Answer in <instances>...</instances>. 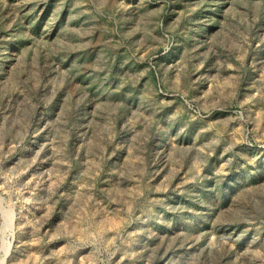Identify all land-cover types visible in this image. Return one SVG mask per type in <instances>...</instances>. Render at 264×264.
<instances>
[{
  "label": "rangeland",
  "instance_id": "rangeland-1",
  "mask_svg": "<svg viewBox=\"0 0 264 264\" xmlns=\"http://www.w3.org/2000/svg\"><path fill=\"white\" fill-rule=\"evenodd\" d=\"M5 244L264 264V0H0Z\"/></svg>",
  "mask_w": 264,
  "mask_h": 264
},
{
  "label": "bare ground",
  "instance_id": "bare-ground-1",
  "mask_svg": "<svg viewBox=\"0 0 264 264\" xmlns=\"http://www.w3.org/2000/svg\"><path fill=\"white\" fill-rule=\"evenodd\" d=\"M10 220H11V215L10 213H6L5 218H4V227L10 226ZM3 227V226H2ZM2 249L4 251V256L3 258L0 260V264L4 263V258L7 256L8 254V245H2Z\"/></svg>",
  "mask_w": 264,
  "mask_h": 264
}]
</instances>
